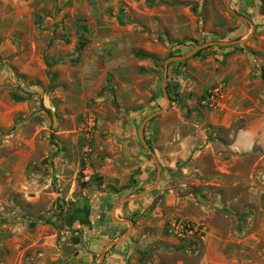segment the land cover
Listing matches in <instances>:
<instances>
[{"label":"rangeland","instance_id":"rangeland-1","mask_svg":"<svg viewBox=\"0 0 264 264\" xmlns=\"http://www.w3.org/2000/svg\"><path fill=\"white\" fill-rule=\"evenodd\" d=\"M226 2L0 0V264H55L72 255L67 242L83 235L74 223L86 221L89 210H104L100 219L113 240L122 234L112 208L142 192L133 190L136 173L124 170L129 154L151 169L148 189L157 178L140 128L167 107L165 63L207 42L246 40L168 65L171 105L145 126L161 168L148 210L179 209L166 203L171 192L186 202L183 210L197 209L193 192H207L205 198L219 192L227 202L243 193L244 184L216 182L209 169L210 180L195 183L184 176V162L168 165L173 138L195 134L200 144L205 135L229 143L241 131H252L253 151L226 167L257 176L264 209V0L229 2L254 30ZM128 204L116 210L118 220L145 217L123 218ZM179 219L194 221L164 220L165 239L157 241L181 248L200 243L177 239L170 226ZM255 224L262 261L264 215ZM55 234L50 248L45 242Z\"/></svg>","mask_w":264,"mask_h":264},{"label":"crops","instance_id":"crops-1","mask_svg":"<svg viewBox=\"0 0 264 264\" xmlns=\"http://www.w3.org/2000/svg\"><path fill=\"white\" fill-rule=\"evenodd\" d=\"M204 137L207 140L204 139L201 144L195 134L178 140L173 138V142L170 143L173 152L170 154L168 165L175 167L177 163L184 162V176L195 183L208 182L210 179L205 178V169H209L216 182L227 177L235 187L244 184L245 191L235 194L228 202L219 192L207 198L203 195L207 192L202 191L203 194L193 192V198L197 202L196 210H183L186 202L181 200L179 194L175 196L173 192L166 203L176 208L179 206L176 210H148L153 201L149 195L136 202H128L127 207L121 210L123 218L129 219L133 216L135 218V215L145 217L138 221L125 220L132 221V225L125 224L127 228H122L124 224H119L118 232L124 229L120 234L128 232V236L122 243L107 249L102 264H261L264 262V259L259 261L256 257L255 221L258 216L264 215V209L259 210L257 203L259 195L257 176L243 174L238 169L226 167V164L234 159L237 161L241 156L252 153L255 137L252 131L237 133L229 143H224L218 138L210 140L206 135ZM126 150L130 151V148L126 147ZM129 156H131L130 162L124 166V170L129 175L136 173L134 178L138 180V185L133 190H147L150 185L151 169L147 164L140 162L135 155L129 154ZM207 159L208 164L205 163ZM216 186L220 189L219 185ZM103 212L104 210H89L86 221L80 218L74 223V228L80 229L83 235L71 236V238L69 236L71 240L67 242V246L72 247L73 254L65 258L63 256L61 258L63 260L55 264H95V258L103 253L108 243L114 241L106 232L108 224L101 222L100 216ZM163 214L170 220L181 216L201 221L205 226L202 241L193 247L184 245L185 249L173 244L167 247L157 241L161 238L165 239L161 237L166 220L162 217ZM157 217L160 218L159 223ZM157 227H160L158 234ZM262 228L264 229V224ZM246 232L249 233L248 237L245 236ZM62 233L65 236L69 234L65 230ZM55 237L57 234L49 236L45 244L50 248L54 246Z\"/></svg>","mask_w":264,"mask_h":264},{"label":"water","instance_id":"water-1","mask_svg":"<svg viewBox=\"0 0 264 264\" xmlns=\"http://www.w3.org/2000/svg\"><path fill=\"white\" fill-rule=\"evenodd\" d=\"M229 2H230V0H227V2H226V4H225V6H226V8L229 10V12H230L233 16H235V17L241 19L242 21H245V22H247L248 24H250L251 27H252V30H254V25L252 24V22H251L249 19H247V18H245V17H243V16H240V15L236 14L235 11H233V10H231V9L229 8ZM245 41H246V40H234V41H231V42H207V43H204V44H202V45L196 47V48L193 49L191 52H189V53H187V54H185V55L171 57V58H169V59L166 61V63H165L164 80H163V92H164V96H165V98H166V100H167V107L164 108V109H162V110H159V111H157V112H155V113H153V114H151V115H149V116H147V117L144 119V121H143V123H142V125H141V128H140L141 141H142L144 147H145V148L147 149V151L149 152V154H151V156L153 157V159H154V161H155V164H156V166H157V178H156V180H155L154 185H153L152 188L147 189V190H144V191H142L140 194H137L136 196L123 198V199L119 200V201L113 206V208H112V218H113V220H114L115 223H117V224H126V223H127V224H129V225H132V221H121V220H118V219L115 217V211H116L121 205L125 204L126 202L136 201V200L141 199L142 197L148 195V194H149L150 192H152V190H153L154 188H156L157 185L159 184L160 175H161V168H160V166H159V164H158V162H157V158H156V156H155L153 150L151 149L150 145L147 143V141H146V139H145V126H146V125H147V124H148L153 118H155L157 115L162 114L163 112H165V110H166L167 108H169L170 105H171V100H170V98H169V96H168V93H167V90H166L168 65H169L170 63H173V62H179V61H183V60L189 59V58H191L192 56H194L197 52H199L200 50H203V49H205V48H209V47H212V46H233V45H236V44H241V43H243V42H245ZM127 236H128V232H126L125 234L121 235L118 239H116V240H114V241L108 243V244L106 245V247L104 248L103 253L101 254V256H100V258H99L98 264H102V262H103V260H104V257H105V253H106V251H107L108 248H110V247H112V246H114V245H117V244L122 243V242L125 240V238H127Z\"/></svg>","mask_w":264,"mask_h":264},{"label":"built area","instance_id":"built-area-1","mask_svg":"<svg viewBox=\"0 0 264 264\" xmlns=\"http://www.w3.org/2000/svg\"><path fill=\"white\" fill-rule=\"evenodd\" d=\"M170 227L171 231L179 240H187L190 237L203 239V235L205 234V228L203 225L191 220H175Z\"/></svg>","mask_w":264,"mask_h":264},{"label":"trees","instance_id":"trees-1","mask_svg":"<svg viewBox=\"0 0 264 264\" xmlns=\"http://www.w3.org/2000/svg\"><path fill=\"white\" fill-rule=\"evenodd\" d=\"M205 50H200L199 52H197L195 55H194V58L195 57H199L202 55V53L204 52Z\"/></svg>","mask_w":264,"mask_h":264}]
</instances>
